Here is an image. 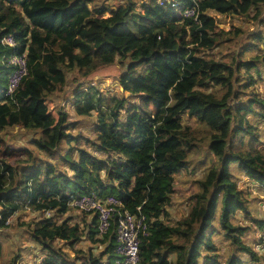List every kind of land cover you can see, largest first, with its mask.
<instances>
[{"label": "trees", "instance_id": "16d2710c", "mask_svg": "<svg viewBox=\"0 0 264 264\" xmlns=\"http://www.w3.org/2000/svg\"><path fill=\"white\" fill-rule=\"evenodd\" d=\"M243 4L254 18L264 9V0H123L116 6L0 0V133L16 125L29 134L10 148L17 153L0 149V227L15 212H38L29 219L17 216L43 253L32 264H102L114 258V221L100 238L96 214L89 223L67 214L77 207L73 199L85 193L112 194L122 208L140 207L146 214L150 227L141 235L138 264H245L247 256L261 258L246 238L247 221L263 228L264 219L253 216L234 167L264 189V95L255 87L264 53L253 52L263 48L264 33L247 31L239 57L219 59L193 37L201 23L181 13L197 5L200 17L203 9L237 14ZM7 35L14 45L4 42ZM243 49L252 52L248 58L240 57ZM23 52L28 71L11 98L8 58ZM116 59L125 62L118 75L122 93L106 96L94 84L77 85L71 104L78 115L96 112L94 137L72 132L68 109H51L48 98L64 91L69 73L86 75ZM184 113L195 123L184 122ZM199 142H206L202 159L208 152V161L194 179L185 212L171 222L167 206L175 174L190 164ZM83 236L103 241L102 253L94 255L89 245L70 255L56 243L74 248ZM216 237L227 244V253Z\"/></svg>", "mask_w": 264, "mask_h": 264}, {"label": "rangeland", "instance_id": "374dc122", "mask_svg": "<svg viewBox=\"0 0 264 264\" xmlns=\"http://www.w3.org/2000/svg\"><path fill=\"white\" fill-rule=\"evenodd\" d=\"M100 2H107L111 6H116L123 0H98ZM144 0H136L137 3ZM198 9V7H197ZM199 10V9H198ZM202 13L204 16L201 17V29L200 32H193V37L197 39V44L200 47L204 48V51L210 50L211 53L214 54L216 58H224L230 60L231 55L238 56V51L241 46L249 39L246 37V32L249 31V34H254L256 31H262L264 33V9L259 15V18H254L253 10L247 4H243L240 6V13H218L214 12V10L210 11L209 9H203ZM106 14V13H105ZM190 17V16H187ZM192 18V17H191ZM200 25V26H201ZM239 28V29H238ZM192 32V31H191ZM205 39H208L206 42ZM255 42V40H251ZM262 46V45H261ZM244 52L240 56L242 58H248V56L252 53L243 49ZM253 50V46L251 48ZM257 52L263 54L264 53V45ZM209 52V51H207ZM129 60V57L125 58V62ZM125 62L122 63L117 59L110 64H105L99 68L94 69L86 75H81L78 73H69L67 76V84L64 91H60L58 93H53L51 97L48 98V104L51 109L56 111L55 107H65L69 111V116L75 123L72 125L74 128H70V130L74 133L82 132L84 134L89 135L90 137H94L93 128H94V118L93 116L96 112H93L91 115H78L71 104L73 100L74 90L76 86L87 85L88 83L96 85L100 92L106 96L108 95H120L122 93L121 87L118 85V75L121 70L124 69ZM264 59L259 62L260 75H256L255 77V87L263 93L264 95ZM129 93L126 91L125 95L127 96ZM181 119L185 122H190L194 124V119L187 115L186 113L181 115ZM263 122V121H262ZM262 129V140L264 141V123L261 126ZM26 133V134H25ZM29 136L28 132H24L22 127H18L16 125L7 126L0 133L1 146L0 149L7 151L9 153L14 152V150H10V148H17L18 145H15L18 141L23 144L25 143V139ZM26 145L31 147L30 143L27 141ZM198 153L195 151L194 154L191 155V162L187 167L182 168L175 174V191L172 193L170 203L167 206L168 211L170 212L169 216L171 222H174L177 217L182 215L187 206V197L189 193L195 189L194 179L199 176L208 161V152H206L205 159H202V154L204 157V153L206 150V142H199ZM93 151V147H91ZM45 159H48L45 157ZM10 160H14V157H11ZM238 167V166H237ZM234 167V171L239 175V184L244 187L248 196L250 194L253 195L252 184H248L246 181L249 179L242 175L241 172H238V168ZM248 178V179H247ZM76 207V206H75ZM250 207L253 212V216L258 218V215L261 216L259 204L258 202L252 198L250 199ZM262 216L263 212L261 210ZM38 212L31 210H24L20 212H15L13 215L9 216L6 220L9 223L6 226L0 227V240L3 242L2 246V255L0 257V264H8L11 262V259L16 257L14 254H21V257L17 259L15 264H32L31 262L36 261L35 259L41 255L39 247L34 243L32 238L26 232V225H21L18 223L20 219H29L30 217L37 215ZM67 214L72 215V219L75 221H80L82 223H89L92 220V213L84 212L80 210L79 207H76ZM18 215H20L18 220ZM251 225L250 231L247 232L246 238L253 245L255 250L259 253L261 258L259 260L250 261V257H245V264H264V231H261L260 228H257V221L249 222ZM23 227V228H21ZM255 227V228H254ZM96 237L105 238V236H100L96 232ZM218 240L219 246L221 250H225L224 253H227V244L222 241L219 237H216ZM260 241H262L260 243ZM95 243H91L85 236L83 239L79 241L80 245H75V247H71L68 244H64L60 239L56 240V243L59 245H63L65 249L69 252L70 255L74 254V249L76 247L81 246L82 248H88L89 245H92L90 248L92 249L93 254H99L100 251L102 253L104 249L103 241H94ZM63 249V248H62ZM64 250V249H63ZM14 255V256H13ZM19 255V254H18ZM28 261H31L28 263Z\"/></svg>", "mask_w": 264, "mask_h": 264}, {"label": "built area", "instance_id": "2783aa9c", "mask_svg": "<svg viewBox=\"0 0 264 264\" xmlns=\"http://www.w3.org/2000/svg\"><path fill=\"white\" fill-rule=\"evenodd\" d=\"M181 13L192 17L194 22L201 23L197 5L187 6ZM4 42L7 45L15 44L14 38L10 35L4 37ZM8 59L13 69L8 74L6 94L13 98L15 87L28 71V62L25 52L12 54ZM72 204L96 214V229L100 236L107 233L112 222H115V256L110 261L105 257L102 264H138L141 235L148 234L150 227L147 216L140 207H137V212H132L122 208L120 200L114 195L109 194L105 198H100L95 193L80 195L73 199Z\"/></svg>", "mask_w": 264, "mask_h": 264}, {"label": "crops", "instance_id": "0c3cea01", "mask_svg": "<svg viewBox=\"0 0 264 264\" xmlns=\"http://www.w3.org/2000/svg\"><path fill=\"white\" fill-rule=\"evenodd\" d=\"M245 176V175H244ZM245 177H248V176H245ZM249 178V177H248ZM247 178V179H248ZM248 184H252L253 186H254V188H253V192H254V194L253 195H251L250 194V199H252V198H254L257 202H258V204H259V207H260V210H258L259 212H260V214H261V216L260 215H258V218H261V219H264V217L262 216V213H261V210H262V212H263V215H264V189L262 190L261 189V187L260 186H258L257 185V182L256 181H254V180H251L250 178L246 181ZM251 212H252V210H251ZM252 214H253V212H252ZM250 222V221H249ZM255 228V227H254ZM261 229V231H264V226H263V228H260ZM37 247H38V245H37ZM42 256H43V253H41V255L40 256H38L35 260L36 261H34V262H37L40 258H42ZM29 262H31V261H28V263ZM34 262H31V263H34Z\"/></svg>", "mask_w": 264, "mask_h": 264}]
</instances>
